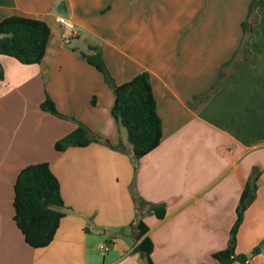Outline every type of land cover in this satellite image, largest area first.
<instances>
[{
    "label": "crops",
    "instance_id": "0c3cea01",
    "mask_svg": "<svg viewBox=\"0 0 264 264\" xmlns=\"http://www.w3.org/2000/svg\"><path fill=\"white\" fill-rule=\"evenodd\" d=\"M249 2L0 0V20L20 14L50 28L40 63L0 54V264H145L126 231L135 214L130 156L99 143L54 149L74 120L113 145L126 142L111 115L112 90L79 55L89 46L118 84L140 72L150 76L162 138L139 159L135 183L144 199L167 202L163 219L144 217L152 263L220 264L212 255L228 249L242 190L256 168L233 252L264 264V9L256 10L247 49L240 48ZM58 16L76 28L68 41ZM236 51L237 73L195 102ZM45 95L62 116L40 108ZM38 162L58 178L66 212L52 241L33 248L13 220V184L21 168ZM121 227L125 233L100 251Z\"/></svg>",
    "mask_w": 264,
    "mask_h": 264
},
{
    "label": "trees",
    "instance_id": "16d2710c",
    "mask_svg": "<svg viewBox=\"0 0 264 264\" xmlns=\"http://www.w3.org/2000/svg\"><path fill=\"white\" fill-rule=\"evenodd\" d=\"M258 8L264 9V0H250L246 17L241 22L240 48L245 50L252 34V26L258 20L256 13ZM49 38L50 28L41 19L12 14L0 20V54L12 57L22 64L40 63L45 55ZM237 53L236 51L230 59L222 64L218 77L211 87L206 92L194 96L195 102L207 99L230 76L237 73L241 62L237 58ZM79 55L102 75L104 82L112 90L114 103L111 115L124 128L126 142L120 140L113 145L86 124L74 120L76 127L56 140L54 149L63 152L70 147H84L90 143H99L130 156L133 165V178L129 189L135 214L127 228L135 243L133 252L139 255L143 263L153 264L150 258L153 243L147 234L149 228L144 222V217L152 214L157 219H163L166 215L167 202H151L144 199L135 183L139 159L155 149L162 138V122L157 113L150 76L147 72H140L130 80L118 84L109 72L101 52L96 46H89L88 52H80ZM2 77L3 72L0 68V78ZM91 102L95 103L94 97ZM40 108L54 115L62 116L48 95H45ZM258 177L259 172L254 168L242 190L236 211V220L232 226L234 236L247 206L243 199L254 192ZM12 204L14 223L22 233L25 242L33 248L47 246L52 241L60 220L66 212L59 180L47 162L28 164L19 170L13 184ZM124 233L125 228H119L114 236L108 239V243H112L116 235ZM234 246L235 244L228 246L232 256L227 259H221L223 251L215 252L212 256L220 264H231L234 261H238L240 264H249L246 254H234ZM259 250L260 248L256 247L253 251L259 252Z\"/></svg>",
    "mask_w": 264,
    "mask_h": 264
},
{
    "label": "built area",
    "instance_id": "2783aa9c",
    "mask_svg": "<svg viewBox=\"0 0 264 264\" xmlns=\"http://www.w3.org/2000/svg\"><path fill=\"white\" fill-rule=\"evenodd\" d=\"M58 22L63 26L65 29V41H68L71 36H73L76 33V28L72 24V22L68 19H65L63 16H58L57 18ZM109 243H102L99 245L100 251H106L109 248Z\"/></svg>",
    "mask_w": 264,
    "mask_h": 264
},
{
    "label": "water",
    "instance_id": "95a60500",
    "mask_svg": "<svg viewBox=\"0 0 264 264\" xmlns=\"http://www.w3.org/2000/svg\"><path fill=\"white\" fill-rule=\"evenodd\" d=\"M58 11L61 12V13L66 11V7L64 5V2H60L59 6H58ZM251 199H252V195L251 194H248L247 196H245L244 199H243L244 204L248 205L250 203ZM239 210H241V208H239ZM228 244L230 246L235 244L234 230L231 231ZM230 251L231 250L229 248L227 250H225L222 253V255H221V259L229 258L230 257Z\"/></svg>",
    "mask_w": 264,
    "mask_h": 264
},
{
    "label": "rangeland",
    "instance_id": "374dc122",
    "mask_svg": "<svg viewBox=\"0 0 264 264\" xmlns=\"http://www.w3.org/2000/svg\"><path fill=\"white\" fill-rule=\"evenodd\" d=\"M126 231L129 232V229L126 227Z\"/></svg>",
    "mask_w": 264,
    "mask_h": 264
}]
</instances>
